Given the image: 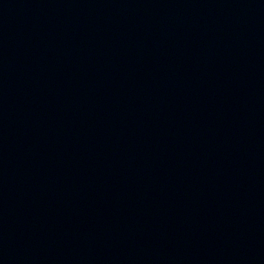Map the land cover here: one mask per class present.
I'll use <instances>...</instances> for the list:
<instances>
[{"label":"water","instance_id":"95a60500","mask_svg":"<svg viewBox=\"0 0 264 264\" xmlns=\"http://www.w3.org/2000/svg\"><path fill=\"white\" fill-rule=\"evenodd\" d=\"M0 264H264V0H0Z\"/></svg>","mask_w":264,"mask_h":264}]
</instances>
